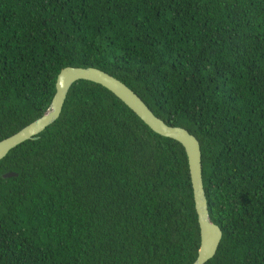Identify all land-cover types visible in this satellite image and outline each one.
<instances>
[{"label":"trees","instance_id":"1","mask_svg":"<svg viewBox=\"0 0 264 264\" xmlns=\"http://www.w3.org/2000/svg\"><path fill=\"white\" fill-rule=\"evenodd\" d=\"M68 66L198 139L222 230L205 264H264V0H0V141ZM200 239L184 147L99 84L0 160V264H193Z\"/></svg>","mask_w":264,"mask_h":264},{"label":"water","instance_id":"2","mask_svg":"<svg viewBox=\"0 0 264 264\" xmlns=\"http://www.w3.org/2000/svg\"><path fill=\"white\" fill-rule=\"evenodd\" d=\"M85 80L101 85L112 92L128 106L155 133L179 142L185 149L192 182L195 208L200 227V247L193 264H205L214 257L222 239L221 228L209 216L208 203L202 179L201 147L198 139L187 129L171 126L157 117L146 103L125 83L116 77L94 67H65L56 79L55 94L47 111L39 118L23 127L17 133L0 141V160L10 150L27 140H35L60 116L71 86ZM14 172L4 174L5 178L16 176Z\"/></svg>","mask_w":264,"mask_h":264}]
</instances>
